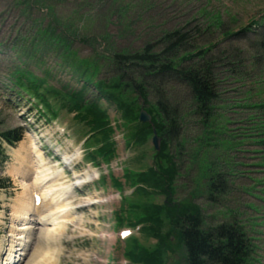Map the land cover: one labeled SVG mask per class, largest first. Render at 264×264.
<instances>
[{"label": "rangeland", "instance_id": "1", "mask_svg": "<svg viewBox=\"0 0 264 264\" xmlns=\"http://www.w3.org/2000/svg\"><path fill=\"white\" fill-rule=\"evenodd\" d=\"M263 16L264 0H0V134L23 130L16 146L4 144L6 159H0V261L16 244L13 208L23 193L10 174L17 163L15 150L21 143L28 146L30 140L50 166L64 172L61 182L65 186L89 178L93 171L99 173L73 187L74 208L65 213L74 219L60 232L54 229L53 238L45 236L28 244L31 264H139L125 256L127 241L135 237L147 248L157 244L154 237L142 234V225L128 226L141 218L127 204L145 200L133 195L137 188L133 177L154 165V133L143 146L128 145L120 112L102 101L114 130L115 155L108 163L101 156L99 166L93 163L89 157L100 147L86 145L90 138L87 121L77 117L80 113L68 111V94L81 89L84 80L74 78L56 54H45L42 44L35 41L34 35L54 27L57 35L65 34L70 41L76 59L98 66L94 81L106 83L125 74L124 81L132 84L138 79L137 71L124 73L114 56L133 54L147 45L164 51L171 44L166 38L169 33L188 35L180 52L172 53L178 57L215 45L208 59L217 60L219 99L213 103L214 118L207 127L198 115L191 88L177 76L147 78L149 104L154 106L164 97L170 112L178 114V134L170 149L179 170L171 202L199 206L205 230L239 222L253 242L248 264H264V166L260 165L264 164V146L248 140L258 135L257 142L262 141L263 129L256 125H264V109L245 107L264 104V22L252 25ZM224 29L236 36L224 39ZM20 72L40 82L39 93L50 109L15 85ZM96 95L95 86L90 85L86 98L94 100ZM141 105L145 110L150 106ZM220 173L226 180L224 192L213 194L214 200L210 188ZM149 199L157 205L167 200L157 192ZM117 217H123V226ZM163 218L162 230L169 234L162 264H186L184 244L171 231L165 214ZM34 232L37 237L39 231Z\"/></svg>", "mask_w": 264, "mask_h": 264}, {"label": "trees", "instance_id": "2", "mask_svg": "<svg viewBox=\"0 0 264 264\" xmlns=\"http://www.w3.org/2000/svg\"><path fill=\"white\" fill-rule=\"evenodd\" d=\"M262 21L264 22V16L263 20L253 21L252 25H261ZM215 23L222 28L223 25L220 22L215 20ZM244 30L246 29L241 30V33ZM221 35L224 39L236 36L234 32L227 29L222 30ZM34 36L36 37L35 41L42 44L45 54H56L62 64L68 67V73L76 79L84 80L81 89L71 90L68 94L70 97L68 111L80 113L77 117L87 121L90 138L86 145L94 144L100 147L89 157L97 166L100 164L99 156L108 163L115 155V143L112 141L114 130L111 127L107 109H103L100 105L102 101H106L109 106L115 107L120 112V127L127 130L128 145L143 146L153 136V126L140 121L142 107L140 103L143 102L145 107L150 105L148 85L145 84L147 78L156 81L158 78L164 80L166 76H177L191 88L198 115L202 117L201 121L204 126L207 127L209 121L214 118L215 106L213 103L219 99L215 74L217 60L208 59L214 44L203 46L194 52H187L178 57L172 53L180 52L188 40V35H182L180 32L169 33L166 38L171 44L164 51L156 52V46L147 45L139 52L114 56L115 62L119 64L124 73L128 70L137 71L138 79L133 80L132 84L124 81L125 74L112 83H106L102 80L94 81L98 66L76 59L75 54L71 52L70 41L64 37L65 34L57 35L54 27H48ZM20 51L24 53L21 48ZM198 58L199 63L195 62ZM184 62H195V64L183 67ZM90 68H92L91 71H89ZM16 78L15 85L35 95L47 109L51 108L44 96L39 93V81L24 72H20ZM90 85H94L97 92L94 100L86 98V91L89 90ZM130 93H132V97L129 96ZM246 106L249 109H254V107L264 109V104H248ZM146 110L152 116V123L162 138L161 150L159 152L154 150V165L146 167L145 170L136 173L133 177L137 178V180H133L137 185L133 195L137 194L140 196L139 199L145 198V200L137 203L131 200L127 202L129 209L135 208L138 217L141 218L139 222L129 223L128 226L142 225V234L154 237L157 244L147 248L142 246L137 238L131 237L127 241L125 256L134 263L162 264V255L168 244L166 234H169L162 230L164 228L163 214H165L171 225V231L176 233L184 244L187 256L186 264H248L253 251V242L239 222L222 223L211 230H205L199 206L191 203L186 206L181 203L175 205L171 202L179 170L170 149L173 138L178 134V114L170 112L171 109L164 97H160L156 105H150ZM257 125L256 128L263 129L262 141L257 142L258 135L250 136L248 140H253V143L264 146V125ZM22 138L23 131L21 129L1 133L0 159H6L4 144L14 147ZM244 140L246 139L244 138ZM261 154L264 155V152ZM260 165L264 166V164ZM225 181L224 176L220 173L218 185L212 184L213 187L210 188L211 199H214L213 194L224 192ZM120 186L121 184H118V187ZM218 187L219 189H217ZM154 192L167 199L163 205L150 202L149 198ZM116 219L118 225H124L123 217Z\"/></svg>", "mask_w": 264, "mask_h": 264}, {"label": "bare ground", "instance_id": "3", "mask_svg": "<svg viewBox=\"0 0 264 264\" xmlns=\"http://www.w3.org/2000/svg\"><path fill=\"white\" fill-rule=\"evenodd\" d=\"M15 151L17 163L15 162L16 165L12 167L10 174L22 187L23 193L18 204L14 206L15 209L13 208L15 211L13 232H16V244L10 247L11 250L0 264H31L33 253H29L31 249L28 244L32 240H36L37 243L40 239H45V236L53 238L54 229H59L57 232H60L67 222L72 221L74 218H71V213L66 215L65 212L74 208L71 205L73 187L83 184L85 180L95 179L99 173L93 171L92 174L88 173L89 178L78 179L75 184L65 186L61 182L64 172L50 166L32 140L28 146L21 143L19 149ZM75 154L79 156L78 153ZM34 231H39L37 237V232ZM122 235L126 236L127 233L123 232ZM20 246L22 248H19Z\"/></svg>", "mask_w": 264, "mask_h": 264}, {"label": "water", "instance_id": "4", "mask_svg": "<svg viewBox=\"0 0 264 264\" xmlns=\"http://www.w3.org/2000/svg\"><path fill=\"white\" fill-rule=\"evenodd\" d=\"M140 121L142 123H149V124L152 123L151 115H149L148 112L144 108H142L140 111ZM153 133H154L153 145H154V148L159 152L161 150V138L158 136V133L154 126H153Z\"/></svg>", "mask_w": 264, "mask_h": 264}, {"label": "snow or ice", "instance_id": "5", "mask_svg": "<svg viewBox=\"0 0 264 264\" xmlns=\"http://www.w3.org/2000/svg\"><path fill=\"white\" fill-rule=\"evenodd\" d=\"M38 202V201H37Z\"/></svg>", "mask_w": 264, "mask_h": 264}]
</instances>
